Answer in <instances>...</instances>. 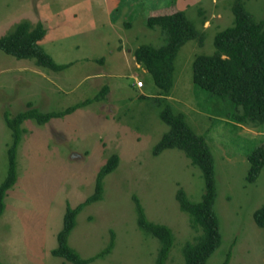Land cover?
I'll return each mask as SVG.
<instances>
[{
	"label": "rangeland",
	"instance_id": "obj_1",
	"mask_svg": "<svg viewBox=\"0 0 264 264\" xmlns=\"http://www.w3.org/2000/svg\"><path fill=\"white\" fill-rule=\"evenodd\" d=\"M234 0H114L109 19L100 2L87 0H0V36L18 23L41 22L47 36L40 42L60 70L37 66L0 50V189L9 178L14 134L7 117L28 109L61 111L77 103L100 100L45 124L28 119L17 150L18 180L7 192L0 217V260L5 264H73L52 254L67 205L93 194L99 168L115 153L116 169L103 179L100 200L76 216L68 242L84 257L103 256L88 264H155L159 241L137 225L133 196L147 217L169 226L175 243L165 264H184L183 246L201 230L176 198L183 188L192 203L206 192L202 170L179 149L158 156L153 147L168 131L161 110L169 105L183 113L188 125L204 135L215 161V209L221 246L208 264H264V228L253 214L264 204V166L253 183L246 180L247 155L264 144L262 129L236 124L226 116L227 104L194 83L198 55L216 51V35L233 24ZM176 4L194 23L199 39L186 42L175 59L168 95L152 72L137 66L134 49L160 47L166 34L146 25L151 11ZM246 9L264 29V0H244ZM111 18V22H110Z\"/></svg>",
	"mask_w": 264,
	"mask_h": 264
},
{
	"label": "trees",
	"instance_id": "obj_2",
	"mask_svg": "<svg viewBox=\"0 0 264 264\" xmlns=\"http://www.w3.org/2000/svg\"><path fill=\"white\" fill-rule=\"evenodd\" d=\"M233 24L220 31L215 37L216 51L209 55H198L194 61V83L197 87L222 99L227 104L226 116L236 124L262 129L264 126V29L261 22L255 21L246 9L244 0H234ZM146 25L154 29L160 27L166 34L165 43L160 47L143 44L134 49L135 61L148 72H152L156 83L165 95L173 86L175 59L180 48L189 40L199 39L203 43L194 23L178 6L170 4L157 9L147 16ZM46 28L41 22L32 26L28 20L18 23L15 29L0 36V50L19 59H30L37 66L60 70L68 64H56L43 49L40 42L45 38ZM107 91V90H106ZM103 89L93 100H100L106 93ZM85 100L61 111L41 112L31 103L28 109L16 117H7L13 130L14 144L10 148V173L0 189V217L6 208L5 198L18 180L17 150L25 129L21 124L34 119L38 124H45L52 118L64 117L77 108L93 101ZM161 119L169 126L168 131L153 147V154L158 156L165 149H179L191 160L192 165L199 167L206 182V192L198 203H192L183 188H179L176 198L180 208L188 212L192 226L201 230L195 241L183 246L184 264H208L209 257L221 246L219 216L215 209L217 197L215 161L210 145L204 135L197 134L186 122L183 113H175L166 105L160 113ZM247 158L250 163L246 180L255 182L264 166V144L253 149ZM119 157L111 154L99 168L93 194L85 201L72 207L67 205L63 224L57 233V245L51 249L52 254L61 256L73 264H88L93 259L103 256L113 246L111 241L92 256L84 257L68 242V237L76 224V216L82 209L102 197L103 179L118 166ZM137 213V225L145 233L158 239L159 246L155 264H165L170 250L175 243V234L165 224L151 221L142 203L133 196ZM257 226L264 228V204L253 214ZM228 252L221 264H228ZM0 264H5L0 260Z\"/></svg>",
	"mask_w": 264,
	"mask_h": 264
},
{
	"label": "crops",
	"instance_id": "obj_3",
	"mask_svg": "<svg viewBox=\"0 0 264 264\" xmlns=\"http://www.w3.org/2000/svg\"><path fill=\"white\" fill-rule=\"evenodd\" d=\"M87 1H89V5H92L93 3H98V1L100 2V5H101V7H102V9H103V11L105 12V14L107 15V19H109V16H110V14H109V11H110V7H113L114 6V0H87ZM170 5V4H169ZM173 5H176V4H173ZM167 5H165V6H163V7H166ZM177 6V5H176ZM163 7H160V8H163ZM160 8H158V9H160ZM179 8V7H178ZM157 9H155L154 11H156ZM154 11H151L150 13H152V12H154ZM149 13V14H150ZM148 14V15H149ZM110 22H111V18H110ZM47 28H46V34H47ZM45 36H47V35H45ZM132 59H134L135 60V58H134V56H132ZM136 64H137V66H139L140 64H138L137 62H136Z\"/></svg>",
	"mask_w": 264,
	"mask_h": 264
}]
</instances>
